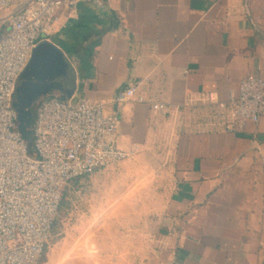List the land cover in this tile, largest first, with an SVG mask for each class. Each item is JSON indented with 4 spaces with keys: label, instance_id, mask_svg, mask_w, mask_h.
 I'll use <instances>...</instances> for the list:
<instances>
[{
    "label": "crops",
    "instance_id": "crops-1",
    "mask_svg": "<svg viewBox=\"0 0 264 264\" xmlns=\"http://www.w3.org/2000/svg\"><path fill=\"white\" fill-rule=\"evenodd\" d=\"M101 1L79 0L53 35L77 72L73 96L110 110L140 81L139 95L168 108L124 104L127 156L84 176L98 191L86 217L95 254L104 264H264V113L228 129L227 107L206 98L224 102L245 76L264 77V0Z\"/></svg>",
    "mask_w": 264,
    "mask_h": 264
},
{
    "label": "built area",
    "instance_id": "built-area-1",
    "mask_svg": "<svg viewBox=\"0 0 264 264\" xmlns=\"http://www.w3.org/2000/svg\"><path fill=\"white\" fill-rule=\"evenodd\" d=\"M78 1L0 0V264H38L52 237L64 188L127 156L117 145L124 104L168 108L166 102L139 95L140 81L120 90L110 110L101 100L46 96L34 107L29 150L16 128L15 83L33 48L50 40L62 20L73 18ZM206 98L227 107L228 129L256 124L264 113V77L245 76L224 102L214 93Z\"/></svg>",
    "mask_w": 264,
    "mask_h": 264
},
{
    "label": "rangeland",
    "instance_id": "rangeland-1",
    "mask_svg": "<svg viewBox=\"0 0 264 264\" xmlns=\"http://www.w3.org/2000/svg\"><path fill=\"white\" fill-rule=\"evenodd\" d=\"M2 31L3 26L0 27V35ZM52 37L50 41L53 42ZM28 146L29 150L33 149L32 135L29 137ZM93 182L95 181L88 177H80L64 188L52 237L38 264H104L110 258L95 254L93 236L96 230L94 227L97 225L88 223L86 218L89 209H92L89 207V199L98 194L93 188ZM106 182L117 185V180L112 181V178ZM133 182L135 183V179ZM108 192L112 194L111 191Z\"/></svg>",
    "mask_w": 264,
    "mask_h": 264
},
{
    "label": "water",
    "instance_id": "water-1",
    "mask_svg": "<svg viewBox=\"0 0 264 264\" xmlns=\"http://www.w3.org/2000/svg\"><path fill=\"white\" fill-rule=\"evenodd\" d=\"M76 81V69L61 47L50 40L37 43L12 93L16 128L25 139L31 135L34 105L50 95L73 96Z\"/></svg>",
    "mask_w": 264,
    "mask_h": 264
},
{
    "label": "trees",
    "instance_id": "trees-1",
    "mask_svg": "<svg viewBox=\"0 0 264 264\" xmlns=\"http://www.w3.org/2000/svg\"><path fill=\"white\" fill-rule=\"evenodd\" d=\"M52 40H53V42H54L55 44L61 46V47L65 50V52H66V51L68 52V46H66V45L63 43L61 37L53 36V37H52ZM26 140H27V142H28V144H29V138H26ZM74 180H75V179H74Z\"/></svg>",
    "mask_w": 264,
    "mask_h": 264
}]
</instances>
